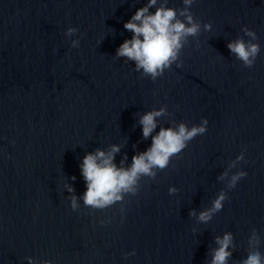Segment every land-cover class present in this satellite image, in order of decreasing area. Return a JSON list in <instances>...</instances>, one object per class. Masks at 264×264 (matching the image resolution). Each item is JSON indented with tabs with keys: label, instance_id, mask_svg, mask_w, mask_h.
Segmentation results:
<instances>
[{
	"label": "water",
	"instance_id": "obj_1",
	"mask_svg": "<svg viewBox=\"0 0 264 264\" xmlns=\"http://www.w3.org/2000/svg\"><path fill=\"white\" fill-rule=\"evenodd\" d=\"M166 2L190 7L200 29L151 78L115 55L131 35L123 22L146 0H0V264H28L25 255L56 264H211L225 234L233 237L229 264L256 249L264 255V0ZM69 25L79 31L66 34ZM238 37L259 46L251 68L227 47ZM159 108L154 132L202 116L207 129L166 167L141 174L136 191L85 205L82 156L118 144L115 161L129 165L151 142L140 115ZM241 153L248 166L232 168ZM238 172L246 179L229 191ZM221 192L223 210L199 220Z\"/></svg>",
	"mask_w": 264,
	"mask_h": 264
},
{
	"label": "clouds",
	"instance_id": "obj_2",
	"mask_svg": "<svg viewBox=\"0 0 264 264\" xmlns=\"http://www.w3.org/2000/svg\"><path fill=\"white\" fill-rule=\"evenodd\" d=\"M186 6H190L192 0H183ZM155 5L154 10L152 6ZM205 28H210L211 24L205 22ZM123 27L131 31V35L124 38L116 47L115 55L124 56L127 60L134 61V67L151 78L160 75L166 67L176 60L179 50L187 36L195 35L200 29V23L193 17L190 7L176 9L168 6L166 0L157 3V0H146V3L138 6L129 18L123 22ZM75 25H69L65 28L66 34L78 32ZM245 34L254 39V33L245 27ZM72 47H78L79 41L73 39ZM227 47L234 52L246 68H251L256 57L259 55V46L247 43L243 38L229 40ZM163 108L150 109L139 117L141 134L148 138L151 134L150 144L139 152H134L131 157V163L123 165V160L117 163L114 154L119 151L120 145L112 144L107 150L96 148L94 151L86 152L79 163V170L85 182L83 192L80 198L85 205L95 207H105L122 198V193L127 191H136L135 185L141 174L154 175L155 168H164L167 166L170 157L181 151L193 136L204 133L207 129L208 119L202 116L199 123L191 126L183 121L176 127L161 126L155 132L158 121L155 117L161 115ZM14 143L15 141H11ZM243 164L246 168L248 162L245 159V153H241L234 164ZM227 174L225 173V176ZM225 176H221L223 180ZM75 179V175L71 177ZM246 179V173L238 172L232 176L227 185L229 191H234L236 186ZM68 191L73 193L70 198L72 209L77 207V196L74 193L73 185H67ZM175 189L170 187L169 191ZM226 197L221 192L216 200L208 209H202L197 214L201 221L208 222L212 217L223 210V204ZM195 213V209H190L189 214ZM105 223L104 220L100 221ZM255 232L250 237L251 242L255 240ZM217 248L212 252L211 264H229L233 247V237L231 234H225L222 238L215 240ZM135 249H130L124 255H132ZM24 260L28 264H56L51 259H37L32 255H25ZM238 264H264V255L259 249L248 252V254L238 262Z\"/></svg>",
	"mask_w": 264,
	"mask_h": 264
}]
</instances>
